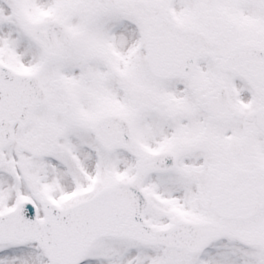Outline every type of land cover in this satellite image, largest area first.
I'll use <instances>...</instances> for the list:
<instances>
[{"label":"snow or ice","instance_id":"obj_1","mask_svg":"<svg viewBox=\"0 0 264 264\" xmlns=\"http://www.w3.org/2000/svg\"><path fill=\"white\" fill-rule=\"evenodd\" d=\"M0 264H264V0H0Z\"/></svg>","mask_w":264,"mask_h":264}]
</instances>
